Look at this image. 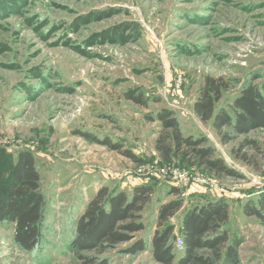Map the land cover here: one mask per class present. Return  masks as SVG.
Segmentation results:
<instances>
[{"label":"rangeland","instance_id":"1","mask_svg":"<svg viewBox=\"0 0 264 264\" xmlns=\"http://www.w3.org/2000/svg\"><path fill=\"white\" fill-rule=\"evenodd\" d=\"M206 77L228 83L217 104L228 112L244 85L264 86V0H0V168L31 151L44 197L32 252L14 242L13 224H0V264H83V256L159 264L152 240L163 230L159 208L176 198L174 172L193 178L179 187L184 206L168 223L176 241L190 208L225 200L229 242L216 264H264V223L244 213L264 194V129L224 144L212 122L194 112ZM127 92L147 97L148 107L128 101ZM161 108L175 111L186 136L206 138L238 176L208 171L195 157L162 162L159 124L145 119ZM81 133L109 138L141 162ZM241 148L247 162L236 155ZM143 184L154 194L142 212L145 229L133 241L102 254L71 247L76 223L101 187L130 195ZM139 240L144 252H123ZM174 246L178 264L183 250Z\"/></svg>","mask_w":264,"mask_h":264},{"label":"trees","instance_id":"2","mask_svg":"<svg viewBox=\"0 0 264 264\" xmlns=\"http://www.w3.org/2000/svg\"><path fill=\"white\" fill-rule=\"evenodd\" d=\"M228 88L223 78L206 77L194 103L197 117L204 123L212 122L224 144L232 140V135H246L264 129V86L259 88L253 83L244 85L231 106L232 112L217 108L223 92ZM125 97L145 108L150 102L142 94L127 92ZM145 119L159 124L155 150L162 162L171 163L176 156L184 159L195 157L198 165L208 171L228 177L238 176L223 159L215 157L216 150L208 145L206 138L185 135L174 110L161 108L147 114ZM226 129L229 131L226 132ZM80 135L134 162H141L131 150H123L122 145L109 138L98 139L86 133ZM246 143L253 144L251 141ZM242 149L236 152L237 156ZM239 157L248 161L244 154ZM40 183L36 158L29 150L19 152L16 160L6 159L0 168V224L14 225V242L26 252H32L40 239L44 207ZM170 193L176 198L159 208L157 222L163 230L157 232L152 240L153 257L159 264H173L176 259L175 226L168 223L183 208L184 198L179 188H174ZM153 194L154 188L150 184L135 186L130 195L124 191L112 193L108 186L101 187L79 217L71 247L79 252L102 254L133 241L134 235L145 229L142 212ZM244 213L264 223V194L256 201L249 200L244 206ZM229 220L230 208L225 200L207 201L190 208L184 221V249L178 264H216L221 261L229 242L225 229ZM146 249V243L139 240L123 252L134 256ZM226 256L231 257V251H227ZM82 261L83 264H106L94 256H83Z\"/></svg>","mask_w":264,"mask_h":264},{"label":"built area","instance_id":"3","mask_svg":"<svg viewBox=\"0 0 264 264\" xmlns=\"http://www.w3.org/2000/svg\"><path fill=\"white\" fill-rule=\"evenodd\" d=\"M150 174L152 176H156L157 175L153 171H150ZM172 174H174L173 176L178 178V180L176 181V184H175L178 188L179 187L181 188V187H183L185 185H188V184H190L193 181L192 176H189V175L186 176V175H183L181 173L175 174V172L172 173ZM175 245H176V247L178 249L183 250L184 249V243H183L182 238H178Z\"/></svg>","mask_w":264,"mask_h":264}]
</instances>
